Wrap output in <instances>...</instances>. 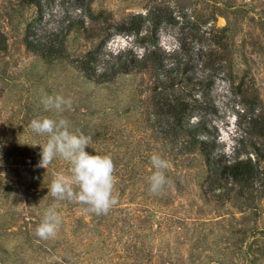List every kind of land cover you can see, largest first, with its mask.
I'll use <instances>...</instances> for the list:
<instances>
[{"label": "rangeland", "instance_id": "1", "mask_svg": "<svg viewBox=\"0 0 264 264\" xmlns=\"http://www.w3.org/2000/svg\"><path fill=\"white\" fill-rule=\"evenodd\" d=\"M42 5L40 13L0 0V264H264V0ZM69 17L82 23L70 28L63 56L27 48L30 26L43 38ZM135 17L144 23L139 34L110 28L105 40L102 28ZM96 50L99 73L128 51L144 60L154 50L159 60L99 83L77 61ZM45 95L70 98L71 107L45 111ZM45 116L68 120L91 137L89 154L112 158L117 203L107 214L48 194L57 173H70L59 158L37 167L36 144L47 136L29 124ZM193 133L218 165L251 160L252 179L212 170ZM153 154L169 162L159 194L147 182ZM52 205L61 224L41 239L35 230Z\"/></svg>", "mask_w": 264, "mask_h": 264}, {"label": "clouds", "instance_id": "2", "mask_svg": "<svg viewBox=\"0 0 264 264\" xmlns=\"http://www.w3.org/2000/svg\"><path fill=\"white\" fill-rule=\"evenodd\" d=\"M45 111L61 112L70 108L72 101L61 95H45L41 99ZM29 128L39 136H47L44 143H37L41 151L37 167L46 169L54 159L59 158L69 165V173H57L48 187V194L56 200H68L82 205L85 212L97 215L107 214L117 203L114 196L116 177L115 165L109 155H91L86 151L91 137L70 130V122L66 119L41 117L33 119ZM154 171L147 177L149 191L159 194L170 182L164 175L169 162L157 154L150 157ZM61 218L52 205L45 210L40 224L35 230L41 239L56 235Z\"/></svg>", "mask_w": 264, "mask_h": 264}, {"label": "trees", "instance_id": "3", "mask_svg": "<svg viewBox=\"0 0 264 264\" xmlns=\"http://www.w3.org/2000/svg\"><path fill=\"white\" fill-rule=\"evenodd\" d=\"M94 0H76V2L85 10L90 11V4ZM25 4L36 5L39 8L40 13L43 12L42 0H23ZM43 18V15L40 16V19ZM67 25L61 28L59 31H53L48 33L45 37L39 38L34 34V25L29 27L28 34L25 38V43L28 49L31 51L40 53L44 57H60L65 53V39L68 33L71 31L70 28L78 26L82 23L81 19L69 17L67 19ZM159 22H155V26H158ZM144 26V23L137 20V18H132L122 23L109 24V27H104L101 29V32L105 33V40L109 38L112 34L110 28H115L117 32H129L139 34ZM89 36L92 38L95 37L94 34L89 33ZM6 47V40L4 36L0 33V50ZM99 50H96L92 53L87 54L82 59L77 60L80 64L81 69L84 73L92 78L94 81L102 83L112 80L116 75L122 72H138L143 69H146L149 65V57L153 56L155 61L159 59L156 57V52L154 50L150 51L148 57L144 60H138L135 58L132 51L122 53L116 57L114 61L106 62L105 71L102 73L98 72L97 62L100 60V55L98 54ZM214 109V108H213ZM179 124L184 120L183 115L180 114L177 118ZM197 128L204 129V125H199ZM193 142H200L203 144V150L207 155L208 164L212 170L216 173L222 172L227 174L234 179L248 181L252 179L255 174L254 166L252 165L251 160L249 161H237L233 164L224 163L218 165V162L213 156V151L211 145L206 144L204 141H199L198 133H193L191 135Z\"/></svg>", "mask_w": 264, "mask_h": 264}]
</instances>
